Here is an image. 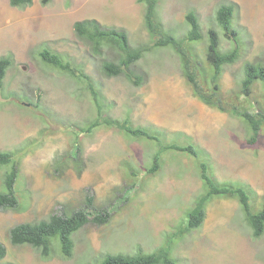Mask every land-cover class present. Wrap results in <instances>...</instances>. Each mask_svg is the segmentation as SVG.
Instances as JSON below:
<instances>
[{"label": "rangeland", "instance_id": "374dc122", "mask_svg": "<svg viewBox=\"0 0 264 264\" xmlns=\"http://www.w3.org/2000/svg\"><path fill=\"white\" fill-rule=\"evenodd\" d=\"M225 3L237 7L232 25L240 43V57L225 67L219 81L222 95L229 98L240 91L246 63L264 64V0H159L156 20L184 41L207 75V30L219 33L221 51L234 47L215 21L217 8ZM189 11L198 18L200 41L187 42ZM88 19L123 30L134 47L151 43L140 0H49L46 5L33 0L23 9L0 0V57L12 56L0 88V151L17 155L19 200L17 209L0 210V243L6 249L0 264H100L108 253H151L168 243L176 264H264V234L253 237L234 198L212 199L201 227L173 235L186 225L203 191L200 162L217 182L248 186L254 212L264 206V128L248 144L252 132L244 120L193 96L170 48L152 49L136 63L144 74L138 87L124 76L106 77L102 57L114 59L117 52L105 48L102 57L91 55L73 28ZM42 48L62 54L89 77L101 94L104 115L151 128L162 144L191 145L197 157L165 150L158 172L148 174L145 169L160 149L157 142L105 126L81 133L97 114L87 81L44 64L38 56ZM251 95L250 111L255 112L256 100H264L259 82ZM7 170L0 168V192ZM87 196L93 198V214L104 208L110 218L72 234L71 258H63L57 238L46 259L29 245L10 243L13 226L69 215L83 207Z\"/></svg>", "mask_w": 264, "mask_h": 264}, {"label": "trees", "instance_id": "16d2710c", "mask_svg": "<svg viewBox=\"0 0 264 264\" xmlns=\"http://www.w3.org/2000/svg\"><path fill=\"white\" fill-rule=\"evenodd\" d=\"M49 0H41L46 5ZM159 0H140L144 4V26L150 36V44L132 46L127 34L120 29L104 28L95 19L77 21L73 28L76 37L82 41L94 57L101 56L105 48L116 50V57L108 59L102 57L101 72L106 77L124 76L134 86H140L144 81V74L135 69L136 63L152 49L170 48L179 57L181 72L192 90V94L203 104L220 112L240 118L251 129L248 144L257 141L260 132L264 128V100H256V111H250L251 94L253 86L259 82L263 88L264 96V64L248 62L244 65L243 77L240 80V91L234 97L226 98L220 91V78L226 66L234 64L240 57L238 34L233 28L232 20L236 11L234 3L221 4L215 13V21L223 31L225 39L232 41L234 47L228 51H221L220 36L215 29L207 30V44L205 60L210 66L206 75L205 70L200 71L191 49L184 41L175 38L164 30L163 25L156 20V6ZM33 0H9L13 8L23 9L32 5ZM189 25L187 42L200 41L202 33L198 18L193 11L186 15ZM41 61L47 66L67 73L78 81L86 79L87 88L92 94L96 105V117L87 126L80 128L81 133H92L101 126L116 128L133 139H145L158 143L159 151L153 156L151 166L146 168V173L155 174L160 169V154L165 150H176L197 157L195 148L191 145L180 147L174 144L160 143V135L148 127H139L132 124L129 118L113 119L104 115L100 102L101 94L92 86L90 79L84 75L81 69L72 65L62 54L53 52L48 48H42L38 52ZM12 64V56L0 57V88L7 69ZM78 74L76 75V73ZM201 75V78H200ZM209 76V79H207ZM202 79V81H201ZM18 158L15 152L0 151V168L8 167L3 179V191L0 192V210H15L19 206V200L15 191V183L18 177ZM200 179L203 191L195 198L193 206L187 213L186 225H183L173 235L182 237L185 233L201 227L205 218L207 206L214 198L237 199L243 212L245 221L252 229L254 238H260L264 234V206L254 212L250 202L252 190L248 186L233 183H219L207 173V166L198 163ZM96 211L93 208V198L87 196L83 207L73 211L69 215L52 214L46 219L34 222L20 223L8 231L9 241L14 246L29 245L39 251L42 258L51 255L52 242L58 239L63 258H71L74 250L72 234L81 230L88 223L104 225L108 223L110 213L106 209ZM93 214V215H92ZM6 256V249L0 243V260ZM100 264H176L171 256V245L151 253L137 252L131 254H105Z\"/></svg>", "mask_w": 264, "mask_h": 264}]
</instances>
